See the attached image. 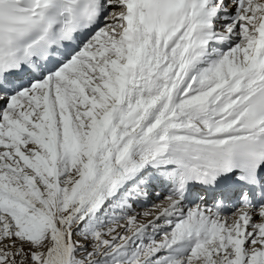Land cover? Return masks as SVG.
Wrapping results in <instances>:
<instances>
[{
  "label": "snow or ice",
  "instance_id": "6c2138e0",
  "mask_svg": "<svg viewBox=\"0 0 264 264\" xmlns=\"http://www.w3.org/2000/svg\"><path fill=\"white\" fill-rule=\"evenodd\" d=\"M0 264H264V0H0Z\"/></svg>",
  "mask_w": 264,
  "mask_h": 264
},
{
  "label": "bare ground",
  "instance_id": "6f19581e",
  "mask_svg": "<svg viewBox=\"0 0 264 264\" xmlns=\"http://www.w3.org/2000/svg\"><path fill=\"white\" fill-rule=\"evenodd\" d=\"M164 195V193H162Z\"/></svg>",
  "mask_w": 264,
  "mask_h": 264
}]
</instances>
